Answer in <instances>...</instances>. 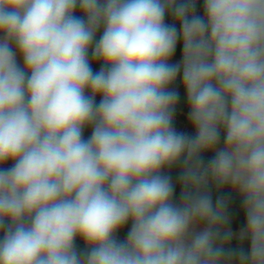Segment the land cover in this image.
I'll return each mask as SVG.
<instances>
[{
    "label": "clouds",
    "instance_id": "1",
    "mask_svg": "<svg viewBox=\"0 0 264 264\" xmlns=\"http://www.w3.org/2000/svg\"><path fill=\"white\" fill-rule=\"evenodd\" d=\"M200 3L0 0V264H264V0Z\"/></svg>",
    "mask_w": 264,
    "mask_h": 264
},
{
    "label": "crops",
    "instance_id": "2",
    "mask_svg": "<svg viewBox=\"0 0 264 264\" xmlns=\"http://www.w3.org/2000/svg\"><path fill=\"white\" fill-rule=\"evenodd\" d=\"M202 6V0L201 3L198 5V7L200 8ZM75 15L80 16V12L77 9ZM102 34V30L101 32L97 33V39H99V36ZM181 56V45L178 44L177 46V51L175 56L173 57V61L172 62H176L180 59ZM18 60H20L21 64H22V60L18 57ZM101 63L98 61H93L91 63V67L93 68L94 71H98L101 67ZM178 93H179V101L177 106H182L184 104H186V98H185V92L183 89V86H179L176 88ZM185 116L187 117V111L184 112ZM91 135V128H86L84 130V136L85 138L89 137ZM221 147L223 146V134L221 136ZM214 156L213 152H206L203 154V157L205 160H208L210 158H212ZM11 165L7 166L10 167ZM180 173V168L179 167H174L171 170H167V174L170 175L172 177V181L173 184L175 185V200H179V196H180V192H181V187L178 181V176ZM208 191L211 193L212 199L215 202V200L217 199V197L223 196L225 198H227V203H228V213L230 216V227L233 230V232H236L239 230V228L245 223V216L244 213L242 211V202H241V198L239 196V194L237 192H234L231 190V188L225 187L222 190H218L216 188L215 185H209ZM130 223L129 225H126L119 233H118V237L120 239H124L127 235V232L130 228ZM76 245L78 249L83 250L85 248L84 242L81 239H77L76 241ZM243 247L245 250H247L248 248V242L244 241L243 244L241 245L239 241L233 239L231 247L232 248H237V247Z\"/></svg>",
    "mask_w": 264,
    "mask_h": 264
},
{
    "label": "built area",
    "instance_id": "3",
    "mask_svg": "<svg viewBox=\"0 0 264 264\" xmlns=\"http://www.w3.org/2000/svg\"><path fill=\"white\" fill-rule=\"evenodd\" d=\"M182 84L180 83L179 79L176 82V85L174 87H179ZM101 97L97 96L96 101L97 103ZM188 111L187 104H184L182 106L176 107V116H175V127L179 131L187 132L194 135V129L188 124L187 117L185 116L184 112Z\"/></svg>",
    "mask_w": 264,
    "mask_h": 264
},
{
    "label": "trees",
    "instance_id": "4",
    "mask_svg": "<svg viewBox=\"0 0 264 264\" xmlns=\"http://www.w3.org/2000/svg\"><path fill=\"white\" fill-rule=\"evenodd\" d=\"M199 10H200V14L202 15L203 14L202 13V6L199 8ZM166 22L171 23V18L166 16ZM177 28H179L178 24H177ZM9 165H11V162L6 163L5 165H3V167H7ZM2 236H3V233L0 232V238H2Z\"/></svg>",
    "mask_w": 264,
    "mask_h": 264
}]
</instances>
